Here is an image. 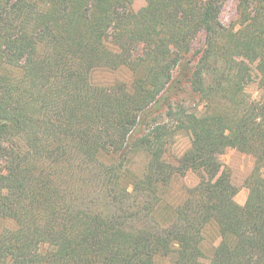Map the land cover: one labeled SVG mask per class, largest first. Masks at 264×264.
Instances as JSON below:
<instances>
[{
	"label": "trees",
	"instance_id": "trees-1",
	"mask_svg": "<svg viewBox=\"0 0 264 264\" xmlns=\"http://www.w3.org/2000/svg\"><path fill=\"white\" fill-rule=\"evenodd\" d=\"M225 1L0 0V264H264V0H238L237 29ZM120 70L129 83L93 80ZM185 89L200 113L175 100ZM175 132L190 147L171 163ZM227 149L253 158L246 209Z\"/></svg>",
	"mask_w": 264,
	"mask_h": 264
},
{
	"label": "rangeland",
	"instance_id": "rangeland-1",
	"mask_svg": "<svg viewBox=\"0 0 264 264\" xmlns=\"http://www.w3.org/2000/svg\"><path fill=\"white\" fill-rule=\"evenodd\" d=\"M237 3L238 0H226L223 3L219 14V20L223 26L227 27L232 25L235 29H237ZM144 4V0H134L132 8L135 11H138L144 6ZM201 43L202 36L199 38V41L197 42V44H195L194 47L196 48V46L200 45ZM235 58L240 69H252L251 65L247 64L238 56ZM93 80L96 83L100 84H108L114 80H120L122 82L129 83L130 74L125 70H120L117 72L100 71L94 74ZM244 92L250 95L251 98L257 97L259 95V91L257 89L256 82L250 83L248 86H246ZM177 99L180 100V102H183V104L189 111L197 109L198 113H200L201 103L198 101L197 97L188 94L187 89H185L184 92L178 95L175 100L177 101ZM157 120L159 122L165 121L163 114L159 115L157 117ZM167 145L168 152L167 154H165V157L171 163H175V161L180 156H182V154L190 147V136L185 132H175L171 137L168 138ZM133 156V162L130 169L134 174H140L146 161V157L142 152H138ZM220 161L223 167L229 170L232 184L238 188V192L233 198L234 204L241 209L248 208L250 201V192L245 187V180L250 175V172L252 170L253 158L250 155L240 153L235 149H227L220 157ZM197 181L198 177L194 173H188L183 178H175L171 182V185H169L166 189L165 199L173 203L178 202L182 197L183 189L194 186ZM0 227H12V224L9 222H0ZM219 241L220 240L215 226L209 225L208 227H206L204 230L202 242L204 260L208 259L211 256L214 248L218 245ZM154 264L171 263L168 257L156 256L154 257Z\"/></svg>",
	"mask_w": 264,
	"mask_h": 264
}]
</instances>
